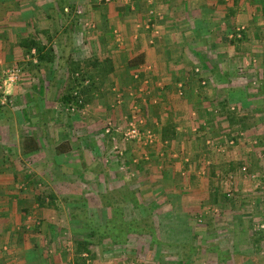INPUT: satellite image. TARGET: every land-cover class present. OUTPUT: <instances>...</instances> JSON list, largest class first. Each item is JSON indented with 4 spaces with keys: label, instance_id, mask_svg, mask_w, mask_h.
<instances>
[{
    "label": "rangeland",
    "instance_id": "obj_1",
    "mask_svg": "<svg viewBox=\"0 0 264 264\" xmlns=\"http://www.w3.org/2000/svg\"><path fill=\"white\" fill-rule=\"evenodd\" d=\"M9 1L0 0V29L11 30L9 23L17 22L24 38L50 45L53 57L42 87L46 100L23 101L14 117V86L29 77L30 86L24 89L38 92L34 77L42 66L36 64L33 49L4 66L18 69L20 76L10 101L1 108L0 129L44 131L39 135L42 150L25 157L31 159H25L26 164L19 168L35 181L27 184L32 190L27 189L29 193L55 197L54 205L61 211L59 223L77 225L70 238L88 231L79 226L73 213L83 208L94 225L100 224L107 211L98 192L105 189L114 196L124 187L134 191L142 204L139 209L124 204V218L145 217L153 222L160 244L153 247L144 234L128 235L120 245L104 244L103 239L102 244L91 247L96 256H105L111 264H178V259L179 264H264V128L258 125L259 116H264V0H225V11L217 7L213 17H203V33H209L203 37L202 48L207 62L203 61L202 68L192 56L190 66L203 84L199 79L198 85L190 83L193 75L188 72L186 87L167 83L162 88L160 82L168 81V75L132 76L126 69L112 79L92 77L96 84L90 85L88 75L107 68L97 62L102 50L110 51L116 43L121 46L119 32L115 31L114 41L111 30L128 27L120 26L109 8L113 5L129 15L127 21L134 8L114 2L126 0ZM228 9L233 11L230 17ZM232 30L236 38L230 43ZM3 34L1 41L8 39ZM194 46L199 48L198 43ZM211 65H216L214 72L209 70ZM187 71H175V77ZM74 77L79 79V97L85 99L79 109L54 100L64 85L74 84ZM157 97H161L156 102H162L161 107L165 102V112L156 111ZM171 97L181 108L193 104L194 118L191 120L190 108L185 107V118L180 116L174 122L176 115L167 102ZM143 99L148 100L146 104ZM159 121L166 126L178 124L181 129H173L171 141L160 144ZM129 124L138 132V139L123 135ZM65 139L69 146L63 143ZM54 140L63 143L62 153L54 150ZM182 244L186 246L182 248ZM190 245L197 247L194 254L184 252ZM206 247L210 249L203 251ZM153 249L156 254L150 260ZM217 250L223 260L213 254Z\"/></svg>",
    "mask_w": 264,
    "mask_h": 264
},
{
    "label": "crops",
    "instance_id": "obj_2",
    "mask_svg": "<svg viewBox=\"0 0 264 264\" xmlns=\"http://www.w3.org/2000/svg\"><path fill=\"white\" fill-rule=\"evenodd\" d=\"M10 2L15 3V0H11ZM114 2L120 6L124 4L127 8L129 6L133 7L134 11L132 10L131 13H134V15L131 14L130 19L125 21V16L129 15H125V13L119 11L113 5L112 8H109L112 10L111 12L115 13V18L120 22V26L124 25L128 29L124 30V27H122V30L115 28L111 30L112 35L110 36L113 37L114 41H116L115 31L119 32L120 37L117 36L120 39L119 43L121 46L116 43L114 49L110 51L102 50L104 54L99 57L97 62H100L101 65L105 63L110 68V71L101 77V79H112L114 75L119 76L123 72V69H126V71L129 70L128 74H132V76L144 75L146 77L145 75L148 76L150 72H152L151 76L153 77L155 74L168 75V81H161L160 88L167 83L172 84V86L176 85L177 87L181 85L180 83H184L186 87L189 81L187 74L189 72V76L193 75L192 79L190 78V83L195 81L197 82L196 85H198L199 79V84H203V80L199 77V74L193 73L192 68H190L193 62L192 56L196 59V64L203 68V37L206 38L209 34L208 32L203 33V17L204 19L213 17L212 14H217L215 13V8L217 7L219 10L225 11L226 2L228 1H225L224 4L219 3V0H126ZM229 5L231 3H228ZM208 8H211L212 13L207 16ZM231 9H235V7ZM11 12L16 14L14 9ZM24 12L25 9L22 13ZM222 13L224 15V12ZM228 17H230L229 13ZM14 19H16V16ZM14 19L12 18L10 21H14ZM16 23L15 21L9 23L11 30L3 31V28L0 29V34L4 33L3 37L5 39L6 37L8 38L7 40H0V70L5 68L6 64L9 66L14 64L15 61L14 63L12 61L19 59L18 56L20 55L21 57V53L25 52L19 43L25 35L23 32L18 31ZM128 30H131L130 33ZM5 32L9 36L5 35ZM9 37L11 38L9 39ZM104 37L109 38L107 34ZM200 39H202V42L199 41ZM196 43L199 45L198 49L194 46ZM108 53L109 57L107 58ZM138 54L140 58L136 63L133 57ZM93 58L95 59V57ZM130 62L132 64L129 65ZM90 63L92 62L90 61ZM51 64L46 66L41 65L39 73L34 77L38 81L39 86L36 89L38 92L29 93L28 89H24L30 86L29 77L22 78V81L14 86V105L12 108L15 110L14 113H11L13 117L15 113L21 111L20 108L24 106L23 101L35 102L38 99H45L42 87H44L45 75L51 72ZM28 66L32 68L30 65ZM100 69L102 68L100 67ZM178 70H181L180 73L183 70L189 71L184 72V76L179 74L178 77H175V71ZM25 72L26 70H23V73ZM97 72H93L88 77H98ZM193 78L195 79L193 80ZM178 79L181 82L175 83ZM22 91L24 93L21 95ZM176 95L178 96V94ZM176 95L174 96L175 98L177 97ZM35 97L38 99L34 100ZM157 98L154 101L155 109L157 108L156 111L165 112L164 110L167 109L165 102H163V108L161 107L162 102L156 103L159 102L161 97ZM54 100L59 101L58 98ZM146 101L148 100L143 99L145 104ZM167 102L168 108L171 109L173 115H176L173 119L174 122L178 121L176 118L180 116L185 118L183 114L185 107L190 108L193 105L190 103L191 105H183V108H181L180 105H176L177 101L173 100L172 97ZM175 109L177 112L174 113L173 110ZM2 111L1 109L0 115ZM199 111L203 114V105L199 104ZM7 112L10 113L11 111L8 110ZM157 113L154 115L157 116ZM189 115L192 116L190 117L192 120L195 114L191 108L189 109ZM159 123L160 129L161 126L167 125L165 122L159 121ZM171 127L181 129L178 124L175 125L174 123ZM200 128H203V126ZM194 129L196 128L192 125L191 130L194 131ZM43 132L41 129H35V131L34 129H0V152L4 151L3 154L0 153V264H111L108 259H105V256H96L92 249H90L88 255L85 252L78 254V257L83 258V260H79L73 244L75 240L81 239L83 235L70 238L71 232L74 227L77 228V225L75 224L74 227H71L70 224L59 223L58 216L61 211H59L58 207L56 205H51L50 207L39 206L34 199L35 194L29 193L32 190L27 188V184L35 181H33L30 174L27 175L20 172L19 167L26 164L27 161L25 159H31L25 157H31V154L42 150L40 148L39 135L43 134ZM158 133L157 138L160 144H162L161 142L166 143L171 141V139L168 141L167 139L163 140L161 138V131ZM28 136H31L36 144L35 150L22 149L20 139ZM65 140L63 143L69 146L70 143L67 139ZM54 141L56 142L54 150L62 153L64 150L61 151L59 146L63 143H57L58 140ZM25 149L27 151L23 152ZM172 155L174 156V154ZM36 159L37 157H35V161H37ZM35 165L39 167L41 164L37 163ZM207 248L209 247L204 248L203 251ZM213 254L220 255L218 250Z\"/></svg>",
    "mask_w": 264,
    "mask_h": 264
},
{
    "label": "trees",
    "instance_id": "obj_3",
    "mask_svg": "<svg viewBox=\"0 0 264 264\" xmlns=\"http://www.w3.org/2000/svg\"><path fill=\"white\" fill-rule=\"evenodd\" d=\"M222 2V0H219ZM67 5V4H66ZM66 7V6H64ZM62 7V12L63 8ZM229 14H232L233 11H228ZM232 34L231 39L229 40L230 43H233L235 38L236 32L234 30L230 31ZM239 39H237L238 41ZM20 45L24 49L25 53L29 54L30 50L33 49L34 51V59L36 64L46 66L52 62L53 57V49L50 45L45 46L44 43L41 42L39 39L34 38H23L20 40ZM140 55L133 57L134 60H136V63L139 61ZM203 56V61H205ZM134 62V61H132ZM207 62V61H205ZM132 64L131 62L129 65ZM210 71L216 70V65H211ZM197 70V68H196ZM99 73L98 75L103 77L104 74L108 73L110 71V68L107 66L105 70L99 69L97 70ZM75 73V72H74ZM73 72L71 73L72 77ZM74 76V75H73ZM70 77V78H71ZM74 84L70 85H64V91L61 92V95L58 97L59 101L66 107H74V108H81L83 102L85 99L79 97V79L73 78ZM93 78H91V87L96 84V82H92ZM78 88V89H77ZM82 90V89H81ZM74 91V92H73ZM86 90H83L85 92ZM79 97V98H78ZM238 109V106L236 107V110L232 113H236ZM260 123L258 124L259 127L264 128V116H259ZM173 127L169 126H163L161 129V138L164 140H169L174 135ZM21 145L22 149L26 148L27 150H35L36 144L31 136L28 137H22L21 139ZM62 147V144L59 146V148ZM25 149L26 152L27 150ZM264 149V148H261ZM122 190L118 192V194L111 196V191L103 190L101 192H98L97 197L101 199L103 202V207L106 209V214L100 224H95L93 221L89 218V216L86 215V212L84 209H80L79 213H73L78 219L79 226L88 229L86 233H83V236L79 240L74 241V250L77 254V258L79 260H83V258L78 257V254H81V252L87 253V255L90 253L91 247L94 246V244H101L102 240L105 239L106 242L104 244H110V245H120L125 244L127 240L128 235H147L149 237V243L151 245L156 246L160 244V241L157 240L155 234H154V228H153V222L148 221L145 217L140 218H133V219H125L123 215V205L128 203L132 207L135 208H141L142 204L139 202L136 194L134 195V191H130L127 188L122 187ZM115 192L116 190L113 189ZM40 192V191H39ZM37 205L39 206H51L54 205L55 197L53 195H42L41 193H36L34 197ZM46 200V201H44ZM70 214V213H69ZM89 215V214H88ZM146 215V214H144ZM72 216V215H70ZM72 216V217H73ZM150 220V219H149ZM182 248L186 246L185 244L180 245ZM196 246L190 245V248L186 249V253H192L196 252ZM155 253V249L152 250V253L148 254V258L153 259ZM219 258L223 260L224 258L219 255ZM152 262V261H151ZM179 264L181 263V259H178L175 261ZM79 264V263H75Z\"/></svg>",
    "mask_w": 264,
    "mask_h": 264
},
{
    "label": "built area",
    "instance_id": "obj_4",
    "mask_svg": "<svg viewBox=\"0 0 264 264\" xmlns=\"http://www.w3.org/2000/svg\"><path fill=\"white\" fill-rule=\"evenodd\" d=\"M19 70L18 69H3L0 71V109L7 105L9 100V95L12 90L13 85H15L19 80ZM108 128H106L107 131ZM123 135L128 138L138 137V132L132 124L125 129Z\"/></svg>",
    "mask_w": 264,
    "mask_h": 264
}]
</instances>
